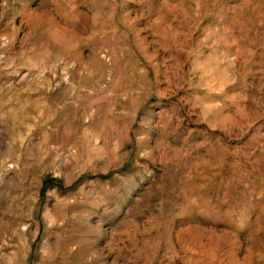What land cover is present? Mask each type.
<instances>
[{"label":"rangeland","instance_id":"rangeland-1","mask_svg":"<svg viewBox=\"0 0 264 264\" xmlns=\"http://www.w3.org/2000/svg\"><path fill=\"white\" fill-rule=\"evenodd\" d=\"M0 264H264V0H0Z\"/></svg>","mask_w":264,"mask_h":264}]
</instances>
